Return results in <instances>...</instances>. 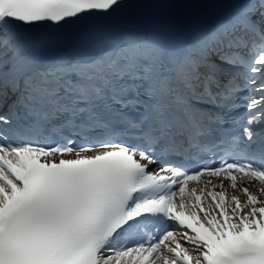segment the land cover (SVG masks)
Listing matches in <instances>:
<instances>
[{
    "label": "snow or ice",
    "instance_id": "6c2138e0",
    "mask_svg": "<svg viewBox=\"0 0 264 264\" xmlns=\"http://www.w3.org/2000/svg\"><path fill=\"white\" fill-rule=\"evenodd\" d=\"M0 264H264V0H0Z\"/></svg>",
    "mask_w": 264,
    "mask_h": 264
}]
</instances>
